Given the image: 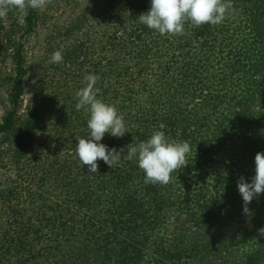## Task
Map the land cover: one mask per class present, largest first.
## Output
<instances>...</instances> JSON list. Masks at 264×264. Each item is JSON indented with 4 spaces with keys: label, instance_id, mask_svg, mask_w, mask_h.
<instances>
[{
    "label": "trees",
    "instance_id": "obj_1",
    "mask_svg": "<svg viewBox=\"0 0 264 264\" xmlns=\"http://www.w3.org/2000/svg\"><path fill=\"white\" fill-rule=\"evenodd\" d=\"M126 2L100 62L92 63L81 42L49 45L63 62L42 57L36 64H60L71 74L88 64V74L102 77L98 98L123 114L128 130L100 143L126 154L128 145L164 131L170 141L190 143L187 167L167 185L145 183L137 159L122 158L113 168L101 160L99 171L89 172L72 159L78 137L66 144L63 129L36 143L42 115L32 107L22 118L20 109L25 76L34 67L26 41L44 16L29 9L20 23L10 11L7 23L0 20V85L6 84L8 103L0 119V167L11 168L0 169V264H264L258 231L264 193L244 214L238 190L241 177L251 183L255 156L264 152V0H232L234 14L246 15L243 24H186L177 36L139 22L151 0ZM108 77L114 84H105ZM59 100L49 98L52 113ZM84 115L79 137L89 132ZM47 141L55 142L52 155L43 153ZM64 148L72 153L62 154ZM31 150L39 151L37 159L24 169ZM221 166V176L200 181Z\"/></svg>",
    "mask_w": 264,
    "mask_h": 264
},
{
    "label": "clouds",
    "instance_id": "obj_2",
    "mask_svg": "<svg viewBox=\"0 0 264 264\" xmlns=\"http://www.w3.org/2000/svg\"><path fill=\"white\" fill-rule=\"evenodd\" d=\"M51 0H0V20L6 22L10 11L18 12L20 23L24 22L29 9H44ZM232 0H151L150 10L139 16V22L157 31L160 35H184L185 25L199 27L204 24L219 25L233 15ZM5 26L6 23H5ZM63 55L55 51L49 63H62ZM100 77L88 74L84 77V87L76 92V110H84L90 118L87 121L89 132L78 137L75 154L88 171H99L98 161L113 168L121 159L138 160L139 168L145 173V183L167 185L173 179L172 173L187 167V158L191 152L189 142L170 141L164 131H155L145 142L132 144L125 149L111 148L100 143L106 134L121 138L128 133L125 118L118 109L98 98ZM238 190L244 201V214H250L248 205L254 198L264 193V152L255 156V176L251 183L243 177L238 180ZM264 235V227L259 230Z\"/></svg>",
    "mask_w": 264,
    "mask_h": 264
},
{
    "label": "rangeland",
    "instance_id": "obj_3",
    "mask_svg": "<svg viewBox=\"0 0 264 264\" xmlns=\"http://www.w3.org/2000/svg\"><path fill=\"white\" fill-rule=\"evenodd\" d=\"M124 2H126V0H51L44 9H39L40 14H42L44 18L40 21L37 32L29 35L26 41L25 53L28 55V65L34 67L33 69L31 67L32 70L25 76L24 87L21 94L22 106L20 109V116L22 118L28 115L29 109L32 107H38L42 115L40 131L36 143L43 139L46 140V137L50 133L53 134L61 129L65 130L61 139L66 144H71L73 139H76L82 134L80 124L85 120V115L83 109L79 111L76 110L75 105L78 103V99L75 94L85 86L83 80L86 74L89 73L88 64L84 65V70L82 69L81 72H74V74H71L63 70L60 64L42 69L36 64L37 60L42 57L46 58L52 56L54 51H47L49 45L55 48L57 43H61V48L64 49L67 45L84 42L86 47H89L87 50L90 54L86 55H89L92 63L100 62L102 58H104V55L108 53V50L102 45H104L107 40L109 41L114 24L117 23L118 20H122V14L117 13L116 15V12L120 8L119 6ZM126 6H128V4H126ZM98 11H100L101 14H98ZM237 14L239 17H237ZM228 19L234 22V24L241 23L240 19H243V24L246 20V15L243 12L241 14L237 12ZM82 59L83 57L81 60ZM57 66L59 67L57 68ZM7 67L8 70H11L14 65L9 62ZM105 67H107V58L102 61L101 69L100 66H98L100 71L106 70ZM37 74L39 76H37ZM41 76L45 78V85L41 83V79H43ZM100 79H102V77H100ZM105 79L106 85L110 82L112 85L115 82L114 77ZM98 82L97 87L100 88L101 91L100 80ZM6 89V84L4 86L0 85V119L7 110ZM53 95L58 96L60 100L58 102L59 109H56L52 113L49 98ZM76 99L77 101H75ZM261 125L264 127L262 121ZM257 130H261V128H257ZM73 135H75L74 138ZM54 143L55 142L52 141L43 142V153H50L49 155H52L54 152ZM34 149H39V147ZM68 149L69 152L66 148L62 151L60 150V152L62 154L72 153L73 148ZM38 153L39 151L37 150H31L30 154L25 157L24 169L34 166ZM72 159L80 162L78 156ZM223 168L224 166H221L220 169H214V171L210 170L207 177L202 176L200 181H205L206 178L212 174L218 175L219 173L221 176V172H225ZM0 169L11 168L1 166ZM0 220H2V218Z\"/></svg>",
    "mask_w": 264,
    "mask_h": 264
}]
</instances>
